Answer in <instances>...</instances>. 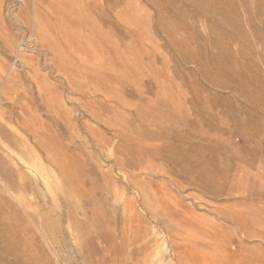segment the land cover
I'll return each mask as SVG.
<instances>
[{"label": "rangeland", "instance_id": "rangeland-1", "mask_svg": "<svg viewBox=\"0 0 264 264\" xmlns=\"http://www.w3.org/2000/svg\"><path fill=\"white\" fill-rule=\"evenodd\" d=\"M168 109L218 197L139 159ZM0 264H264V0H0Z\"/></svg>", "mask_w": 264, "mask_h": 264}, {"label": "bare ground", "instance_id": "bare-ground-1", "mask_svg": "<svg viewBox=\"0 0 264 264\" xmlns=\"http://www.w3.org/2000/svg\"><path fill=\"white\" fill-rule=\"evenodd\" d=\"M89 67H92V66H89ZM92 72L95 74V77H92L93 79L91 80L97 83V86L95 87L94 90L96 89L98 90L99 85L100 86L106 85L108 83L107 73H105L104 68L94 67V71ZM235 87L243 93L245 92L247 93L251 89L253 90L255 89L252 86L250 81L243 79V78L237 79L235 83ZM112 92L113 90L110 89L109 91H107V94H104L103 98H108L109 96L113 94ZM103 101L106 103V100H103ZM168 106L166 105V108H169ZM163 108L165 109V106ZM168 110L169 111H167L166 113H164L163 110L159 112L158 110H156L158 112V113L156 112L158 115L157 116L158 119L156 120L158 125L160 126V128L165 129L163 131L168 132L170 135L169 137H171L170 141L168 140H162L163 142L161 141L162 142L161 146L163 147L164 153L155 152L154 154H149L147 152L137 150L136 153L138 154L139 159L142 157H147V158H151L154 160H158L160 161V163L155 164V168L157 170H161V172L164 175L175 177L178 180L180 179L181 181L187 183L188 185H192L197 188H200L202 191L206 192L212 197H215V198L218 197L219 193L214 188L217 185V183L222 180L221 178H224L227 173V170H224L223 167L221 166L222 165L221 156L223 155L224 148L223 147L221 148V145L219 144L218 139H215L212 141V139L209 138L208 136L209 134L207 135L204 132H201V130L200 131L198 130L197 133H190L185 117L180 115L175 110L174 111L171 109H168ZM139 114H140V111H139ZM213 118H214L213 116L210 119L207 118V124H208L207 129L215 128L214 127L215 124L213 123ZM227 119L232 123V126L235 124H236L235 126L237 127L239 126V121L235 114H231V115L227 114ZM222 123L223 122H220V124ZM216 128H218V126H216ZM220 130H223V129L220 128ZM122 131H125V130H122ZM228 133L230 134V132ZM152 168H153V165L147 166L145 164L143 165L142 171L144 170V172L146 173L153 174Z\"/></svg>", "mask_w": 264, "mask_h": 264}]
</instances>
